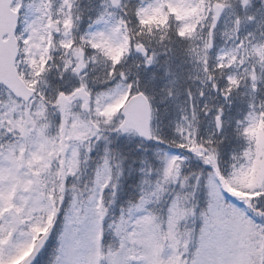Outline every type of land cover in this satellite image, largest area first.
Segmentation results:
<instances>
[{
	"label": "rangeland",
	"instance_id": "1",
	"mask_svg": "<svg viewBox=\"0 0 264 264\" xmlns=\"http://www.w3.org/2000/svg\"><path fill=\"white\" fill-rule=\"evenodd\" d=\"M12 7L17 68L37 94L24 104L0 86V264L18 263L52 225L33 264H264V0ZM139 90L157 138L142 148L116 131Z\"/></svg>",
	"mask_w": 264,
	"mask_h": 264
},
{
	"label": "water",
	"instance_id": "2",
	"mask_svg": "<svg viewBox=\"0 0 264 264\" xmlns=\"http://www.w3.org/2000/svg\"><path fill=\"white\" fill-rule=\"evenodd\" d=\"M118 1L112 0L113 5H116ZM12 2L13 0H0V83L7 86L16 97L28 102L34 91L25 85L15 69V59L18 54L15 39L18 13L12 10ZM4 35H7L6 40H2ZM137 51L145 52L143 46H139ZM79 93L87 96L83 91H79ZM121 114L123 121L118 127L119 130L131 128L143 141L150 142L152 140L150 132L151 111L149 102L143 93L131 96L122 107ZM64 151L65 147H63V158ZM51 230L52 226L39 238L33 251L20 264H31L34 261L50 236Z\"/></svg>",
	"mask_w": 264,
	"mask_h": 264
},
{
	"label": "trees",
	"instance_id": "3",
	"mask_svg": "<svg viewBox=\"0 0 264 264\" xmlns=\"http://www.w3.org/2000/svg\"><path fill=\"white\" fill-rule=\"evenodd\" d=\"M163 47H164V48L166 47V44H165V43H163ZM163 47H162V48H163ZM151 48L153 49L152 44H151ZM159 50H161V48H159ZM168 145H169V146H172L170 142H168ZM124 146H125V145H124ZM126 148H127V147H126ZM126 148L124 147V148L121 150V153H123V154H127V152H128V151H127L128 148H127V149H126ZM121 198H125L124 195H121Z\"/></svg>",
	"mask_w": 264,
	"mask_h": 264
},
{
	"label": "snow or ice",
	"instance_id": "4",
	"mask_svg": "<svg viewBox=\"0 0 264 264\" xmlns=\"http://www.w3.org/2000/svg\"><path fill=\"white\" fill-rule=\"evenodd\" d=\"M114 2H115V0H114ZM219 15H220L219 6H217V12H216V16H217V18L219 17ZM81 67H83V65H81ZM113 71H114V69H113ZM109 75H111V73H109ZM61 95H63L62 92H61ZM85 95H88V93H85ZM86 106H87V105H86Z\"/></svg>",
	"mask_w": 264,
	"mask_h": 264
}]
</instances>
